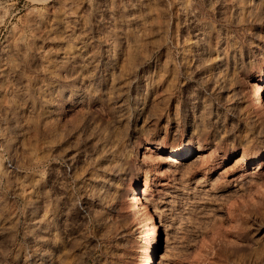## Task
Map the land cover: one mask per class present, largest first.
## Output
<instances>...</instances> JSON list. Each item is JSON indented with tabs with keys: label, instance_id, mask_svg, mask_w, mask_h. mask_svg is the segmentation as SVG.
I'll list each match as a JSON object with an SVG mask.
<instances>
[{
	"label": "rangeland",
	"instance_id": "374dc122",
	"mask_svg": "<svg viewBox=\"0 0 264 264\" xmlns=\"http://www.w3.org/2000/svg\"><path fill=\"white\" fill-rule=\"evenodd\" d=\"M263 75L264 0H0V264H264Z\"/></svg>",
	"mask_w": 264,
	"mask_h": 264
},
{
	"label": "bare ground",
	"instance_id": "6f19581e",
	"mask_svg": "<svg viewBox=\"0 0 264 264\" xmlns=\"http://www.w3.org/2000/svg\"><path fill=\"white\" fill-rule=\"evenodd\" d=\"M81 48L79 47V49H81ZM81 51H82V49H81ZM263 77H264V75H263ZM259 101H262L261 100V96H260V94L258 92L255 91V102H259ZM164 151L167 152V153H176V154H179V155H181V154L186 155V154H188L189 152L192 151V148L188 144L187 145H169L167 148H165ZM144 192L145 191H142L143 194H145ZM156 246H157V243H154L151 246V251H150L151 252V256L155 255ZM157 264H160V263L158 262Z\"/></svg>",
	"mask_w": 264,
	"mask_h": 264
}]
</instances>
